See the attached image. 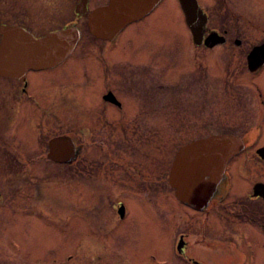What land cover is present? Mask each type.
Listing matches in <instances>:
<instances>
[{"label":"flooded vegetation","instance_id":"1","mask_svg":"<svg viewBox=\"0 0 264 264\" xmlns=\"http://www.w3.org/2000/svg\"><path fill=\"white\" fill-rule=\"evenodd\" d=\"M109 2L0 0V45L1 31H10L4 39L8 68H19L16 62L12 66V46L22 44L23 33L35 40L66 29L79 33L71 54L58 64L0 74V224L5 227L0 229V264H130L127 253L136 251L144 237L156 238L166 255L153 247L145 264L170 261L172 249L182 260L176 264H204L188 258V250L214 257V264L224 249L240 253L244 264H264V177L257 181L250 176L256 166L264 167V38L253 39L264 37V0H211V6L196 0L205 17L199 43L191 37L178 0H160L114 35L97 38L90 33L89 19ZM171 7L178 10L182 27L184 22L188 44L181 38L172 45L171 29L162 31L163 21L171 20ZM158 32L163 36L155 38ZM183 48L188 54L183 55ZM210 61L217 71L212 85L197 93L204 75L197 72L185 82L183 69L198 71ZM236 63V74L248 85L242 93L232 86ZM172 64L180 72L179 81L172 80ZM179 91L185 115L192 105V120L198 121L199 110L206 109L215 113L213 128L238 105L235 117L241 122L238 127L224 122L229 130L216 126L183 134V147L223 135L243 144L226 162L211 198L197 205L175 198L168 182L172 162L162 166V161L156 170L151 148L155 127L177 120L170 104L171 95ZM226 93L235 96L224 102L220 117ZM59 137L70 141L66 163L49 159V144ZM30 159L69 166L70 199L62 205L64 215L57 214L56 202L63 201L57 194L44 192L42 198L29 190L25 180L38 173V163ZM139 206H145L143 225ZM27 223L49 228L47 241L53 247L48 253L27 250V237L16 230ZM67 226L72 229L66 233ZM172 236L176 243L170 242ZM60 239L67 245L61 257Z\"/></svg>","mask_w":264,"mask_h":264},{"label":"water","instance_id":"2","mask_svg":"<svg viewBox=\"0 0 264 264\" xmlns=\"http://www.w3.org/2000/svg\"><path fill=\"white\" fill-rule=\"evenodd\" d=\"M159 1L110 0L107 6L97 9L90 16V33L101 39L114 35L127 24L151 11ZM178 1L192 39L195 43H199L204 30L205 17L199 11L196 0ZM8 34H10L8 30L1 31L3 41L0 45V74L2 75L8 74L10 69L12 73L25 72L58 64L71 54L79 38V33L75 29L60 30L38 40L23 33L20 37L22 44L12 46L16 50L12 66L14 62L19 65L18 69H14V66L8 68L4 56V49L9 47L4 41L10 37ZM12 34L15 36L16 33ZM242 147V141L237 137L223 135L198 140L179 149L172 161L168 176L175 198L181 203L196 205L198 202H206L210 199L222 178L226 162L242 150ZM49 150L50 160L66 163L67 155L71 151L70 141L66 137L54 139L49 144ZM263 151L264 149L261 152ZM254 193L259 194L258 187L254 189Z\"/></svg>","mask_w":264,"mask_h":264},{"label":"rangeland","instance_id":"3","mask_svg":"<svg viewBox=\"0 0 264 264\" xmlns=\"http://www.w3.org/2000/svg\"><path fill=\"white\" fill-rule=\"evenodd\" d=\"M203 2H205V4L207 6H211V4H212L211 0H203ZM172 5H174V4L172 3ZM170 10H171V12H170L171 20L168 17L166 21H163L162 31L163 30L169 31L168 28L171 29L170 39H171L172 45L173 44H179L180 42L178 40H180L181 38H183V42H184L183 44L184 45L188 44V42H186V41H188L190 39V36H189V33L187 32V29L184 25V22H183V27H182V25H180L178 10H175L173 7H171ZM210 10H212V9H210ZM254 13H257V12H254ZM175 19H176V21H175ZM160 32L155 33V38L163 36L162 34H159ZM262 36L261 35L259 36V34H257L256 36L255 35L253 36V39L254 38L255 39L264 38ZM93 53H95V52H90V54H93ZM185 54H188V51H184V48H183V55H185ZM207 65H210V69L208 70V72L206 71ZM212 65L213 64L210 61V62H204V64H203L204 67H199L198 71L197 70H193V71L188 70L186 72V69H183V74H185V78H186L185 82L189 81L190 78L194 79L197 72L199 74H203L204 75L203 76V80H204L203 83L201 85L196 84V87H198V90L196 92L197 93L202 92L203 91L202 88H204L205 85H208V86L212 85V80L214 79L212 76V73L217 72V71H215V69L212 68ZM237 65H238V63L235 64L236 71H235L234 77L237 75L236 74V72L238 71ZM191 66H192V62L190 63V67ZM170 74H171L172 80H174V78H179L178 81L181 80L180 79V72L175 73L174 64H172V71ZM221 76H222V74H221ZM216 81L218 82V77L216 78ZM220 86H222V85H220ZM232 86L235 87V93H242V92H244V90H246L248 85L243 83V80H241L240 75H237L235 77V80H234ZM234 96L235 95H233L231 93H226L223 96L224 100L222 101V106H221V99H222V94H221V99H220L221 111L219 112L220 117L224 116V114L222 113V107L224 108V106H225L224 102H226L228 99H230V102L233 101ZM193 97H194V95H193ZM171 98H172V103L170 104V106H171V111H172V119H173V117H176L177 120L174 122L172 121L173 123H171L170 125H167V126H156L155 127V140H154V143L151 145V148H152V150L155 151V154H156L155 155L156 170L159 169L158 163H161L163 161L162 162V166H163L165 163H168L169 160H171V162L173 161L178 150L181 149L183 147V143L186 142L183 140V137H184L183 134L184 133H191V132H196V131L198 132L199 130H202V129L203 130L211 129L212 124H213V116L215 117V113L213 114L211 111H209L211 113L210 114L206 109L202 110L201 109L202 107L199 106V108L201 109V110H199V116H198L199 120L198 121L192 120V119H196V117L194 115L195 112L192 110V107H191L192 105H189L187 107L188 108L187 115H185V113L183 112V93L181 91H179L177 93H173L171 95ZM187 99L189 100V103L190 102L192 104L195 103L194 98L191 99L190 97H188ZM249 109H250L251 113H253V109H251V108H249ZM237 111H238V105H236V108L231 111L230 115L226 118V120L224 122L229 123L233 127L240 126L241 125L240 119L235 117V114L237 113ZM183 118L186 119V122L183 121ZM224 122L217 123V125H215L213 128H215L216 126H219V128L222 130L223 129L229 130V127ZM247 127H249L248 124H247ZM153 158L154 157L152 156V161H153ZM32 160H34L36 163H38L37 164L38 173L34 177L29 178L28 180H25L26 183L31 184L30 185L31 188L29 190H35V193L40 194L42 196V198L45 197L44 192H54L55 195L57 194L56 197L63 200V201L60 200V201L56 202V205H57L58 210H59V213H57V214L64 215L67 212V210H65V208H63L62 205H66L67 200L70 199V192H69L70 191L69 190L70 189V186H69L70 168H69V166L68 165H59V166L52 167L50 165V163H48L45 159H43V160L32 159ZM32 160L30 159V161H32ZM27 164H26V166H27ZM29 165H28V167H29ZM0 168H2L1 165H0ZM48 168H50V169H48ZM40 171H41V174H39ZM254 171L255 172L250 173V176L255 177L256 178L255 180L258 181L264 177V167L263 166H260V165L256 166L254 168ZM29 176H30V174H29ZM81 182H83V180ZM79 187L82 188L81 185ZM49 189H53V190H49ZM40 195H36L35 198H41ZM31 197L33 198V195ZM233 198H235V196H233ZM144 208H145V206L142 208L139 206L138 210H137L138 218H139V220H141V225L144 224L143 219H144L145 215L142 212V210ZM3 225H4L3 223L0 224V229L5 228ZM70 229H72V228L70 226L68 228V226H67V228L65 229V232L67 233ZM16 230H18V231L20 230L19 234L25 235L27 237L28 248L27 247L26 248L31 253H34V254L42 253L43 254V253L47 252L46 250L48 248L53 247L52 243H49L47 241V237L50 236V234H47L50 231L47 226L44 227L40 224L37 225L36 223H33L32 225H30L29 223H27V224H25V226H22V227L17 226ZM57 234H59L61 236L60 233H57ZM62 241H63L62 239H60V241H59V254H58L59 257H61L60 255H62L63 252L67 249V245L61 244ZM175 241L176 240H175L174 236H172V238L170 239V242L174 243ZM174 246H173V248H174ZM136 247H137L136 251H134L132 253L126 252L127 256L129 258H131V260L128 258L130 264H138V263L139 264H145L146 261L144 262V259L147 258L146 254L149 253L147 251L154 249L153 247H155V248L160 247V244L156 238L153 241H150L148 239V237H144L143 239L138 240ZM158 250L160 252V256H166L165 253H163L159 248H158ZM224 250L225 251L219 253L220 254L219 261H216L214 264H244V261H243L244 258L242 260H240V256H241L240 253H235V250H233V249L231 251L228 249H224ZM155 252H157V251H155ZM174 256L176 257V261L173 260ZM187 256H188V258L195 259L196 261H198L200 259L199 262L204 263V264H213V262L216 260L214 257H211L210 255H207V256H205V258H202L200 256V254H197V253L190 251V250H188ZM117 257L120 260H122L119 256V254H117ZM109 258H111V256H109ZM162 260H163V258H161V260L157 259L155 264H164V263L176 264L177 262H182V260L176 256V252L173 249H172L170 261L167 259H165L163 261ZM79 261H81V260H79ZM63 263H64V260H61V264H63ZM120 264H122V263H120ZM147 264H154V263L152 261H150ZM186 264H190V263H186ZM256 264H260V261H257Z\"/></svg>","mask_w":264,"mask_h":264}]
</instances>
